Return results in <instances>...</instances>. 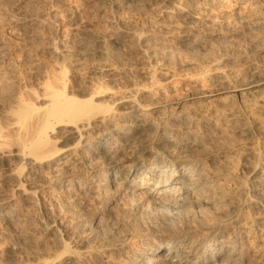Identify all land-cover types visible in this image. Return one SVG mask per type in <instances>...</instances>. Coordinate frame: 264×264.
Wrapping results in <instances>:
<instances>
[{
    "label": "bare ground",
    "instance_id": "obj_1",
    "mask_svg": "<svg viewBox=\"0 0 264 264\" xmlns=\"http://www.w3.org/2000/svg\"><path fill=\"white\" fill-rule=\"evenodd\" d=\"M43 1L0 0V264H264V0Z\"/></svg>",
    "mask_w": 264,
    "mask_h": 264
},
{
    "label": "rangeland",
    "instance_id": "obj_2",
    "mask_svg": "<svg viewBox=\"0 0 264 264\" xmlns=\"http://www.w3.org/2000/svg\"><path fill=\"white\" fill-rule=\"evenodd\" d=\"M61 1H62V2H61ZM63 1H65V3H63ZM67 1H69V0H67ZM67 1H66V0H58V1H57L58 3H57V6H56V7H63L64 4L67 3ZM70 1H71V0H70ZM44 2H45V3H44ZM47 2H48V0L43 1V3H42V4L40 3L39 5H37V8H35V9L38 10V9L40 8V10H42V6H43V5H44V6H43V9H44V7H45V9H46V8H48V6H49L50 4H51L50 6H52V5L54 4V2L52 3L51 0H49L48 3H47ZM60 3H61V4H60ZM62 3H63V4H62ZM68 3H69V2H68ZM58 4H59V5H62V6H58ZM41 5H42V6H41ZM46 5H48V6H46ZM55 5H56V3H55ZM38 6H39V7H38ZM50 6H49V7H50ZM35 9H34V10H35ZM37 10H35V11L37 12ZM92 11H93V9H92ZM89 43H90V42H89ZM91 43H92V42H91ZM91 45H92V44H91ZM91 45L89 44V47H92ZM169 57H170V59L172 58L171 56H169ZM128 207H129V205H128ZM128 207H127V208H128ZM131 208H132V207H130V210H132ZM128 209H129V208H128ZM129 213H130V211H129ZM129 213H127V216H129V217L131 216L130 219H129V217H127V216H126V217H127L128 219H127L125 216H124L125 218H123V215H125V213H123V215H122V213L119 214V215L117 216L118 218L116 217L115 219H119V221H118V220H117V221L121 223V220H122V219H121V217H119V216H122V218H123L124 221H125V219H127V220H129V221H130V220L133 221L134 218H135V215H136V214H134V213H130V214H131V215H130ZM132 216H133V217H132ZM153 216H154V215H153ZM154 217H155V216H154ZM152 218H153V217H152ZM120 219H121V220H120ZM114 221H115V220H114ZM117 221H116V223H118ZM124 221H122V222H124ZM132 221H130V222H128V223L130 224ZM126 223H127V222H126ZM128 223H127V224H128ZM122 224H123V223L118 224V225H122ZM124 224H125V222H124ZM114 225L116 226L117 224L114 223ZM118 225H117V226H118ZM1 247H2V246H1Z\"/></svg>",
    "mask_w": 264,
    "mask_h": 264
}]
</instances>
